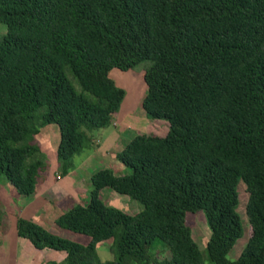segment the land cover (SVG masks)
Here are the masks:
<instances>
[{
    "label": "trees",
    "instance_id": "obj_1",
    "mask_svg": "<svg viewBox=\"0 0 264 264\" xmlns=\"http://www.w3.org/2000/svg\"><path fill=\"white\" fill-rule=\"evenodd\" d=\"M0 23V175L18 193L33 194L45 169L42 127L58 126L62 176L91 132L114 124L125 96L114 68L148 62L141 106L168 122L164 135L135 133L114 155L129 171H94L88 201L55 219L87 244L23 216L18 236L65 251L54 264H208L186 221L202 210L212 264H264V0H0ZM240 181L248 239L230 259L243 235ZM103 188L141 208L107 204ZM107 240L113 258L103 261Z\"/></svg>",
    "mask_w": 264,
    "mask_h": 264
},
{
    "label": "rangeland",
    "instance_id": "obj_2",
    "mask_svg": "<svg viewBox=\"0 0 264 264\" xmlns=\"http://www.w3.org/2000/svg\"><path fill=\"white\" fill-rule=\"evenodd\" d=\"M5 31V25L0 23V36ZM147 65L148 62H143L127 71L115 68L110 71V76L125 90V96L114 116V124L105 128L94 129L91 132L92 135H99L101 137V140H98L100 144L93 145L91 143L85 146L80 153L76 154L73 158L74 166L67 174L62 175L61 178L57 177V174L60 172L56 160L59 130L56 124H49L42 127L35 136V141H37L41 148V155L46 161V168L41 172L36 183V191L31 195L20 194L11 187L4 175H0V211H2V223L0 224V264H19V246L16 243L18 236L15 233V221L17 217L32 218L35 210L34 207L41 209L40 204H43L44 198L55 201L57 207L62 211L73 204L79 203L81 200L85 204L88 201V192L91 187L90 175L94 171L102 167H109L116 174H125L129 171V168L125 167L114 157L121 145L123 146L138 132L156 133L159 135L166 134L168 129L167 120L148 118L141 106V101L145 94V84L141 79V75ZM122 129L123 131L126 129V132L119 133V130L121 132ZM106 138H108L107 141ZM55 184H63L69 189V195L63 199H58L56 193L49 189V187H53ZM237 190L239 192L237 210L242 220L243 235L229 251L228 258L230 259H236L239 256L245 246L249 231L245 209L248 193L242 181L238 183ZM79 192H81V196ZM100 196L107 204L120 207L130 213H135L141 208L139 203L130 200L126 195L116 193L110 188H104L100 192ZM57 212L46 213L49 219L43 226L48 231L83 244H87L90 241V237L87 235L63 230L60 229L61 227L58 228L59 226H56L52 221ZM43 214V212H40V216ZM186 221L191 227L192 236L202 251L205 262L212 264L206 252L210 227L207 224L204 212L202 210L194 213L188 212ZM109 244L110 242L107 240L97 246V252L103 261L113 258L109 250ZM29 246L31 249L38 251L30 242ZM152 251L158 258H170L171 256L170 252L160 241H155Z\"/></svg>",
    "mask_w": 264,
    "mask_h": 264
},
{
    "label": "crops",
    "instance_id": "obj_3",
    "mask_svg": "<svg viewBox=\"0 0 264 264\" xmlns=\"http://www.w3.org/2000/svg\"><path fill=\"white\" fill-rule=\"evenodd\" d=\"M122 132H126V129L124 131L122 129L121 132L119 130V133H122ZM110 135L112 136V134H110ZM98 140L99 141L101 140V137L99 135H92V143H93V145H99L100 143H98L99 142ZM107 140H108V138H106V141ZM121 148H122V145H121L120 149ZM57 177L58 178H61V176L59 174H57ZM49 189L50 190H53L56 193L58 199H63V198H65V197H67L69 195V193H68V190L69 189L66 188L63 184H61V185L55 184L53 187L52 186L49 187ZM105 189H107V188H105ZM107 191H111V190H107ZM108 193L111 194L110 192H108ZM79 194H80V196L82 195L81 192H79ZM43 201H44L43 204H40L42 208L41 209H38V208L34 207L35 210H34L33 216H32V218H28V219H30V220L36 222L37 224L43 226L48 221V219H49L46 216V213H49V212H57V210H58L57 214L52 219L53 223L56 225L55 219L65 209L63 211L60 210L57 207L56 202L53 201V200L44 198ZM82 202H83V200H81L79 203H82ZM44 203H46V204H44ZM40 212H43L44 214L42 216H40ZM25 218H27V217H25ZM1 223H2V220H1L0 224ZM58 228H60V227H58ZM60 229H62V228H60ZM63 230H65V229H63ZM67 231H69V230H67ZM70 232H72V231H70ZM15 233H16V229H15ZM16 235H17V233H16ZM29 242L30 241H28L27 239L18 236V239H17V242L16 243L19 246V254H20L19 255V264H54V263L61 262L65 258V256H66V252L63 251V250H55V249H51V248H42V249L37 248L38 251L33 250V249L30 248ZM35 249H36V247H35Z\"/></svg>",
    "mask_w": 264,
    "mask_h": 264
}]
</instances>
